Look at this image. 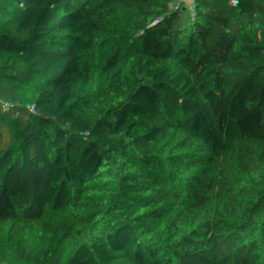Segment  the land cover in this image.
I'll return each instance as SVG.
<instances>
[{"label": "trees", "instance_id": "1", "mask_svg": "<svg viewBox=\"0 0 264 264\" xmlns=\"http://www.w3.org/2000/svg\"><path fill=\"white\" fill-rule=\"evenodd\" d=\"M0 264H264V0H0Z\"/></svg>", "mask_w": 264, "mask_h": 264}, {"label": "built area", "instance_id": "2", "mask_svg": "<svg viewBox=\"0 0 264 264\" xmlns=\"http://www.w3.org/2000/svg\"><path fill=\"white\" fill-rule=\"evenodd\" d=\"M211 59H214L213 63H209ZM165 60H166L165 57L160 58L159 64H162L163 62H165ZM205 63H206V65L204 64V66L202 67V70L200 71L198 78L196 79V86H195L196 95L198 97H203V96H207V95H223L224 92H220V89H221V86H226L227 77H226V73L224 71V68L222 66V63L217 57V54L216 55H214L213 53L208 54L206 57ZM215 73H217L216 74V76H217L216 84L218 85L219 89L218 90L217 89L209 90L206 87L207 78H210L213 75L215 76ZM199 81H201L203 83V85H200ZM162 85H164V84L161 81L160 76L158 75L153 80V83H152V87L154 88V92H156L157 88H159ZM226 90H227V87H226ZM165 97H166V102L163 103L162 105H159V107H158L159 114L155 118L151 117V109L146 111V118L144 120L142 130L149 132V133H152L153 128L156 126V124H157V122H159V120H161V119L169 120V119L179 118L180 109L173 104V98H172L171 94L167 93ZM191 133L196 134L197 130L191 129ZM134 136H135L134 138H138L139 133H136Z\"/></svg>", "mask_w": 264, "mask_h": 264}, {"label": "crops", "instance_id": "3", "mask_svg": "<svg viewBox=\"0 0 264 264\" xmlns=\"http://www.w3.org/2000/svg\"><path fill=\"white\" fill-rule=\"evenodd\" d=\"M166 94H167V89L165 87V85L160 86L159 88H157L156 92H155V104L154 107L152 109V118H155L158 114H159V105H162L163 103L166 102Z\"/></svg>", "mask_w": 264, "mask_h": 264}, {"label": "bare ground", "instance_id": "4", "mask_svg": "<svg viewBox=\"0 0 264 264\" xmlns=\"http://www.w3.org/2000/svg\"><path fill=\"white\" fill-rule=\"evenodd\" d=\"M213 60L214 59H211L209 63H213ZM217 74V73H215ZM214 79V78H213ZM212 77L210 78H207V84H206V87L209 89V90H212V89H219L218 85L216 84V80H217V76L215 77V79L213 80Z\"/></svg>", "mask_w": 264, "mask_h": 264}, {"label": "rangeland", "instance_id": "5", "mask_svg": "<svg viewBox=\"0 0 264 264\" xmlns=\"http://www.w3.org/2000/svg\"><path fill=\"white\" fill-rule=\"evenodd\" d=\"M205 65H206V63H205ZM215 77H216V74H215V76H214V75L212 76V79H213V78L215 79ZM214 79H213V80H214ZM205 83H206V82H205ZM199 84H200V85H203V83H202L201 81H199ZM204 85H205V84H204ZM192 86H193V88H195V86H196V82L193 83ZM220 92H224V93H225V92H226V86H221Z\"/></svg>", "mask_w": 264, "mask_h": 264}, {"label": "water", "instance_id": "6", "mask_svg": "<svg viewBox=\"0 0 264 264\" xmlns=\"http://www.w3.org/2000/svg\"><path fill=\"white\" fill-rule=\"evenodd\" d=\"M214 55H216V53H213Z\"/></svg>", "mask_w": 264, "mask_h": 264}]
</instances>
